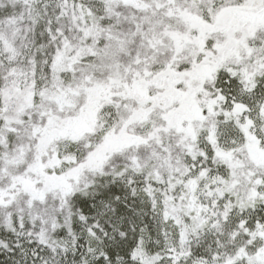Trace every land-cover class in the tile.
Instances as JSON below:
<instances>
[{
    "label": "snow or ice",
    "instance_id": "snow-or-ice-1",
    "mask_svg": "<svg viewBox=\"0 0 264 264\" xmlns=\"http://www.w3.org/2000/svg\"><path fill=\"white\" fill-rule=\"evenodd\" d=\"M0 264H264V0H0Z\"/></svg>",
    "mask_w": 264,
    "mask_h": 264
}]
</instances>
